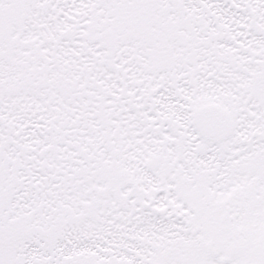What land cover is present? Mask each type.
Masks as SVG:
<instances>
[{"label": "snow or ice", "instance_id": "obj_1", "mask_svg": "<svg viewBox=\"0 0 264 264\" xmlns=\"http://www.w3.org/2000/svg\"><path fill=\"white\" fill-rule=\"evenodd\" d=\"M0 264H264V0H0Z\"/></svg>", "mask_w": 264, "mask_h": 264}]
</instances>
